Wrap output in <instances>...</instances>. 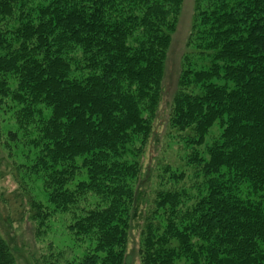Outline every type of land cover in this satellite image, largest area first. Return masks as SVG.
<instances>
[{"label": "trees", "instance_id": "trees-1", "mask_svg": "<svg viewBox=\"0 0 264 264\" xmlns=\"http://www.w3.org/2000/svg\"><path fill=\"white\" fill-rule=\"evenodd\" d=\"M184 2L0 0V111L19 102L22 127L36 128L57 209L103 198L71 225L96 241L81 264H124L135 222L143 264H264V0H194L167 122L185 134L202 181L191 193L186 171L166 165L172 186L150 201L143 191L140 155ZM76 166L87 179L68 188ZM28 195L42 226L53 212ZM4 198L21 219L23 199ZM0 264H17L1 233Z\"/></svg>", "mask_w": 264, "mask_h": 264}, {"label": "rangeland", "instance_id": "rangeland-1", "mask_svg": "<svg viewBox=\"0 0 264 264\" xmlns=\"http://www.w3.org/2000/svg\"><path fill=\"white\" fill-rule=\"evenodd\" d=\"M193 6L194 0H185L169 56L164 99L150 140L145 143L140 155L143 163L141 183L149 201L153 200L155 192L161 188L172 186L173 181L168 178L169 173L162 169L166 165H170L174 170L178 168L186 171V178L180 185L191 193L195 191L199 181H202V178L195 177L196 168L187 163L188 154L192 149L182 138L185 134L170 127L167 122L168 101L171 99L181 60L184 54L191 52L186 43L192 23ZM18 104L19 102L7 98V103L3 104L0 111V233L12 248L17 264H81L80 259L91 249H96V241L91 236H78L71 229V225L76 216L84 213L83 208L96 206L97 203L103 202V198L89 195L85 201L81 199L78 205L67 211L57 209L49 200L51 191L45 186V172L37 166L40 146L33 140L38 132L33 125H29L27 130L22 127L16 115V109L20 106ZM219 132V125L216 123L206 139L207 144L211 143ZM204 149L205 147L201 148ZM77 165L81 166L78 163ZM78 166L74 171L79 174H75L68 182V188L87 179L88 168ZM28 192L53 212L42 226L40 221L32 217L33 207ZM9 195L23 199L21 219L11 212L4 198ZM135 224L124 264H143L139 253L141 228L138 223ZM102 261L97 260L96 264H102ZM174 264H190V260L182 258L175 260Z\"/></svg>", "mask_w": 264, "mask_h": 264}]
</instances>
